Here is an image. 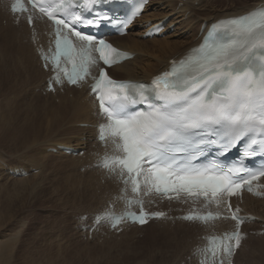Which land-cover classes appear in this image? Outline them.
<instances>
[{"label":"snow or ice","instance_id":"6c2138e0","mask_svg":"<svg viewBox=\"0 0 264 264\" xmlns=\"http://www.w3.org/2000/svg\"><path fill=\"white\" fill-rule=\"evenodd\" d=\"M33 8L55 25V50L43 58L51 64L57 84L61 74L70 84H79L90 75L96 56L105 65L126 58L104 40L83 35L56 14L68 12L75 0H61L55 7H45L42 0H29ZM11 11L27 12L22 0H13ZM28 23L33 17L28 16ZM79 15L73 17L79 21ZM131 22V21H129ZM76 37L77 45L70 39ZM71 64V69L66 66ZM47 67V64L45 65ZM92 91L99 100L106 122L99 125V139L111 142L115 153L105 156L102 166L109 172L119 170L125 185L139 194L152 192L169 199L186 194L205 206L220 205L226 194L237 195L253 181L264 177V169L245 171L241 166L224 167L215 159L207 164L196 163L213 148L227 153L242 141H250L245 158L264 153V7L238 17L225 18L207 32L203 42L168 71L156 76L150 85L118 82L109 78L104 69L94 77ZM144 109L134 110L136 105ZM221 153V154H223ZM243 174L247 178L242 177ZM127 208L120 214L105 211L96 222L108 220L113 228L124 220L139 224L150 218H161L163 212H146L143 201L128 198ZM140 205L139 212L129 210ZM235 230L219 237H208L200 264H232L241 247L242 218L238 209L232 211ZM219 214L190 212L183 219L209 221Z\"/></svg>","mask_w":264,"mask_h":264},{"label":"rangeland","instance_id":"374dc122","mask_svg":"<svg viewBox=\"0 0 264 264\" xmlns=\"http://www.w3.org/2000/svg\"><path fill=\"white\" fill-rule=\"evenodd\" d=\"M255 1H210L213 5L201 9V13L212 15L222 11H234ZM176 31L174 37L170 38L171 41H185L194 32L187 29V32L179 37L176 36ZM14 56L13 53L8 57L0 53V57L3 58V65L0 67V128L9 130L14 137L0 139V262L3 264H173L176 254H180L187 241L178 243L177 237L180 234L176 237L169 230L166 232L164 228L156 227V231L152 230L154 233L147 229V232L134 235L130 232V235L102 241H85L79 236L78 231L73 229V212L77 216L78 212L80 215L97 207L107 195V189L101 188L96 191L97 186L91 180L92 176L97 174L91 170L80 171V167L87 162V155L75 159L69 157L72 158L71 161L66 156L65 159L56 153L45 151V147H56L67 141L74 145L75 141H78V137L76 138L74 134L66 136L52 131L47 136L45 134L40 136L38 143L31 141V136L26 133L14 134V128L18 127L25 118L32 116L28 106L36 102L34 99L39 96H34V90L40 87L34 89V82L29 74L33 69L30 68L28 72V68L20 61H16ZM35 66L39 67L37 61ZM76 126L80 127L77 124ZM82 128L87 129L89 125ZM84 133L85 141L79 145L80 149L89 148L92 142V131ZM15 164L32 166L35 171L21 179L7 177L4 174L5 166L11 167ZM107 182L101 181L100 186H104ZM262 237L250 244L253 248V251L251 250L253 262L256 263L255 260L258 258L256 264H259V260L260 264H264L262 258L264 236ZM249 256L251 255L248 253H240L237 264H244ZM184 257H187V254ZM191 261L188 264H193Z\"/></svg>","mask_w":264,"mask_h":264},{"label":"bare ground","instance_id":"6f19581e","mask_svg":"<svg viewBox=\"0 0 264 264\" xmlns=\"http://www.w3.org/2000/svg\"><path fill=\"white\" fill-rule=\"evenodd\" d=\"M210 1L212 2L217 0H152L149 3V6L145 10V12L143 13L140 19L141 22L136 25L134 30H131L126 35L117 36L113 38L115 44L135 54L131 60H127L118 66L112 67L110 69L111 75L119 79L149 81L154 74L166 68L171 59L177 58L182 54L186 53L192 46L196 45L199 42L201 35L197 37V33L202 23H206L207 26L211 21H215L219 18L234 16L237 14L248 12L264 4V0H256L252 4L249 5L245 4L246 6L244 5L243 8H240L238 10L235 9L234 11L232 10L231 11L229 10V12L222 11L212 15H208L205 12L201 13V9L213 5ZM166 16H171V18L167 22L168 26H170L171 23L173 22L178 23L176 29L177 30L176 36L179 37L183 36L187 29H191L194 32L190 36L188 35L189 37L185 41L184 40L171 41L170 38L174 37L175 32L170 33L162 38L155 37L151 39L148 38L143 39L141 37L142 33L144 32V29L142 27L145 25L147 21L157 22L162 20ZM181 19L182 20L184 19V21H182ZM3 21L5 22V24H3ZM24 30L25 29H21V28L19 30H16L9 23H7V16L5 15L4 12L0 10V53L6 55L7 57L9 56V54L13 53V55H15L14 58L16 59V61H20L23 65H25L26 68H28V72H30L29 71L30 68L33 69L32 73L29 74H31L30 78L34 82V89H35L36 87L41 86V83L44 80L46 73L41 69L40 66L39 67L35 66L36 61L38 64V59L36 55L33 53L30 45L23 42L22 40V32H24ZM1 65H3V58L0 57V67ZM34 93H35L34 96H39V97L38 98L36 97V99H34L36 102L31 103L28 106L30 111L29 113H31L32 116L31 115L28 116V118H25L23 122L19 123V126L14 128L15 133L14 130H12L13 133L15 135L26 133V135L31 136V141H36L35 143H38L39 140L38 138H40V136L42 137L43 134L47 136L49 132L57 131L60 132L62 135L67 136L74 134L76 138L78 137V141H75L74 144L75 146L70 144V142L68 141L63 142L58 146L64 145V146L79 147V145H82L83 143L82 141H85L84 140L85 137H83V135H85L84 132L88 131L90 133L92 131L90 126L87 129L82 127H87V125H90L93 121L91 108L89 102L85 98V94L81 90H76L73 88H70L64 93H59L55 96L51 94L43 95L41 91L39 93L38 92L37 93L34 92ZM76 124L79 125L80 127L76 126ZM0 134H1L0 139L14 138L13 134L9 130H5L3 128H0ZM44 138L43 140H46ZM59 156L65 159L66 157H68V160L72 159V158L69 159V156L63 154L61 155V153ZM9 167L10 166H8V168ZM91 181H93L94 184L97 186L96 191L100 190L101 188L103 189L106 188L107 191L108 189L110 190L113 189V185L109 181L105 183L104 186L102 185L100 186V182L102 180L101 177H99L98 175L92 176ZM244 205L247 210L251 211L255 216H257V219L252 224L253 228L254 227L261 228V226L259 225L261 223H264V199L257 200V199L247 198L244 202ZM77 216H79V212ZM159 226L160 224H153V225L149 224V226L147 225L139 229L136 228L135 230H143L144 228H146L147 230H150V232H153L156 231L155 230L156 227ZM164 229H166V232L167 230H169L174 236L180 234L178 237L176 236L177 239L179 240L178 243L180 244L184 241H187V243L191 244V242L194 239V229L192 227L186 226L185 224L177 223L173 227H165ZM128 234L130 235V233ZM180 236H181V240H180ZM252 253L250 251L249 255L251 256L246 258L244 264L258 263L257 261L258 258L257 260H255L256 263L253 262L254 259L252 258L253 256ZM254 253L256 252L254 251ZM237 254H236L237 257H235L236 260L238 259L240 253L238 255ZM188 255L189 254L187 252V256ZM262 258H264V256H262ZM191 260H192L191 262L194 264L192 258ZM260 262L261 261L259 260V264ZM0 263L3 264L2 262Z\"/></svg>","mask_w":264,"mask_h":264}]
</instances>
